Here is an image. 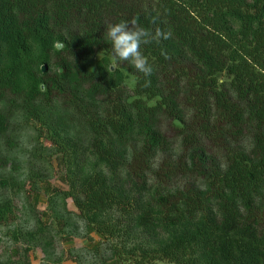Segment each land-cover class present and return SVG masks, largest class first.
<instances>
[{
    "label": "trees",
    "instance_id": "1",
    "mask_svg": "<svg viewBox=\"0 0 264 264\" xmlns=\"http://www.w3.org/2000/svg\"><path fill=\"white\" fill-rule=\"evenodd\" d=\"M133 19L168 34L141 47L149 76L106 38ZM19 111L67 189L45 183L52 214L21 230L1 200L0 264H30L76 219L95 264H264V0H0V138Z\"/></svg>",
    "mask_w": 264,
    "mask_h": 264
},
{
    "label": "rangeland",
    "instance_id": "2",
    "mask_svg": "<svg viewBox=\"0 0 264 264\" xmlns=\"http://www.w3.org/2000/svg\"><path fill=\"white\" fill-rule=\"evenodd\" d=\"M101 57L102 55H97L87 60L85 63L87 70L96 71V60ZM112 67L114 68V65ZM124 75L127 78V87L132 88L134 85L133 77L125 71ZM15 114L16 116L11 120V127L14 132L11 128L8 133L9 139H7V135L0 138V183L6 182V187L0 186V202L4 198L12 201L10 222L14 229L21 230L28 225L34 226L33 221L36 218L44 220L43 212L50 213L47 209L49 195L45 193V183L49 184L50 189L55 191H64L67 187L61 181L63 172L57 166L56 160L49 150L52 148L51 142L43 136L36 140L32 129H26L29 123L25 121V116L20 111ZM8 140L9 143H6ZM34 195L39 197V201L35 211L30 212L29 205L33 204ZM66 206L70 212L78 216V212L73 208L70 199L66 200ZM56 211L58 215H61L59 208ZM82 228L83 222L76 219V224L71 228L76 230L75 233L68 235L64 231V239L58 241L52 249H45L47 252L40 247L27 250L30 264H56L55 261H60L61 264H95L92 257H84L83 252H79V250H86V248L99 242V239L94 234L87 236ZM0 237L2 239L0 254L10 255L15 246L13 241L1 236V233ZM26 248L27 246L23 244L17 245L21 256L24 255ZM74 256H77V262L73 260ZM106 257L104 255V258ZM152 264L168 263L158 261Z\"/></svg>",
    "mask_w": 264,
    "mask_h": 264
},
{
    "label": "clouds",
    "instance_id": "3",
    "mask_svg": "<svg viewBox=\"0 0 264 264\" xmlns=\"http://www.w3.org/2000/svg\"><path fill=\"white\" fill-rule=\"evenodd\" d=\"M106 38L111 43V55L119 63L128 62L138 72L149 76L153 69L141 51L142 45L167 39L168 34L157 28L142 27L135 19L111 23L106 29Z\"/></svg>",
    "mask_w": 264,
    "mask_h": 264
},
{
    "label": "water",
    "instance_id": "4",
    "mask_svg": "<svg viewBox=\"0 0 264 264\" xmlns=\"http://www.w3.org/2000/svg\"><path fill=\"white\" fill-rule=\"evenodd\" d=\"M63 48V45L62 44H60V43H58V44H56V49L57 50H61ZM114 68L113 67H111V70H113ZM41 71L43 72V73H45L46 71H47V66L46 65H42L41 66ZM41 89L43 90V86L41 87Z\"/></svg>",
    "mask_w": 264,
    "mask_h": 264
}]
</instances>
